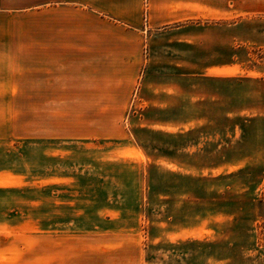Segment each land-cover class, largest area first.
<instances>
[{
  "label": "rangeland",
  "instance_id": "rangeland-1",
  "mask_svg": "<svg viewBox=\"0 0 264 264\" xmlns=\"http://www.w3.org/2000/svg\"><path fill=\"white\" fill-rule=\"evenodd\" d=\"M37 1L43 6L12 18L49 40L63 36L58 53L48 42L47 55L58 54L64 70L57 86L41 87L58 91L32 93L34 103L51 104L22 106L21 93L9 101L18 105L0 106V264H264V119L221 121L231 120V84H264V0H200L205 15L186 25L240 22L247 59L238 75H206L193 52L187 123L167 122L184 115L168 101L143 110V77H116L118 93L81 91L75 8ZM88 95L106 106H86ZM197 236L217 241L185 244Z\"/></svg>",
  "mask_w": 264,
  "mask_h": 264
},
{
  "label": "crops",
  "instance_id": "crops-1",
  "mask_svg": "<svg viewBox=\"0 0 264 264\" xmlns=\"http://www.w3.org/2000/svg\"><path fill=\"white\" fill-rule=\"evenodd\" d=\"M60 1L73 7V10L75 8V32L70 34L71 38L75 37L71 40L75 41V82L82 78L87 86L82 90L75 88V91L118 93L119 90L113 87L122 78L116 77H128L127 82L131 84L136 83L138 77H143L138 81L140 87L137 88V103L143 110L155 106L157 101H168L170 107L179 112V117H182L180 113H184L183 119L167 122L190 121L187 117L192 110L191 93L184 78L191 75L193 52L199 56L198 65L203 62L206 75L212 74L208 72L212 68L217 75H238L240 62L247 59L246 49L240 45V22L206 27L209 28L207 30L186 25L193 18L205 15L199 13L206 9L200 0H147L146 21L143 18L145 0ZM42 6V3H33V0H0V12L5 14H0V106L18 105L9 101L14 102V97L21 98V93L23 97L19 100L27 102L22 106L49 105L51 103H34L37 99L32 93L58 91L57 87H41L49 82L52 86L58 85V74L62 75L64 70L63 61L58 67V61H54L58 54L55 58L47 55V44L54 43L57 52V45L63 44V36L49 40L46 34H41L38 25L12 18ZM68 9L71 10L70 7ZM208 30L213 34H205ZM46 57H51L52 64L55 62V67H51L53 69L44 65L47 64ZM80 68L86 70H78ZM175 77H183L178 83L181 86L171 85L176 81ZM156 79L159 84H151ZM230 88L226 107L231 109V120L227 116L228 119L222 122H257L264 119V84L233 83ZM59 90L62 92V87ZM127 92L129 100L133 91ZM91 100L97 102L89 96L90 103L86 106H93ZM41 102H48V99ZM94 106L105 107L106 104L97 102ZM210 242L197 236L196 239L189 237L185 244L191 248L203 245L207 249ZM199 264H209V260L204 259Z\"/></svg>",
  "mask_w": 264,
  "mask_h": 264
}]
</instances>
